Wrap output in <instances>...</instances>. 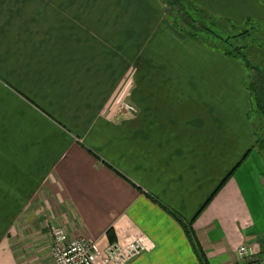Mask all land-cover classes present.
<instances>
[{
    "label": "crops",
    "instance_id": "crops-1",
    "mask_svg": "<svg viewBox=\"0 0 264 264\" xmlns=\"http://www.w3.org/2000/svg\"><path fill=\"white\" fill-rule=\"evenodd\" d=\"M191 1L264 19L259 0ZM248 76L159 0H0V264H54L55 228L100 251L108 231L138 239L128 264H201L153 199L192 223L206 264H240L243 245L264 264Z\"/></svg>",
    "mask_w": 264,
    "mask_h": 264
},
{
    "label": "trees",
    "instance_id": "trees-1",
    "mask_svg": "<svg viewBox=\"0 0 264 264\" xmlns=\"http://www.w3.org/2000/svg\"><path fill=\"white\" fill-rule=\"evenodd\" d=\"M162 4L165 5L166 20L169 22L172 29L178 34L197 44L203 45L222 56L235 60L247 73L254 72V78L247 81L245 84L250 105L248 116L253 124L256 138L255 148L261 156L264 165V136H260L261 133H264V73H260L259 69L250 63L246 57V47L236 45L239 40L254 38V36H252L253 33L245 29L254 21L247 18L245 22L236 27V24L233 25V23L231 24L230 21L223 18L209 16L205 10L197 6L191 0H163ZM220 21H226L227 26L225 25L226 27H224L221 25ZM217 28L226 30L225 35H218L219 33L215 31ZM229 29L242 31L237 35H231L230 33H227L229 32ZM153 202L159 205L162 210L181 226L189 244L199 259V262L201 264H206L205 260H203L199 254V249L195 243L192 234V223L186 225L175 213L166 209L154 199ZM208 202L206 204H208ZM107 237L109 242L113 243L114 240L110 231L107 232Z\"/></svg>",
    "mask_w": 264,
    "mask_h": 264
},
{
    "label": "built area",
    "instance_id": "built-area-1",
    "mask_svg": "<svg viewBox=\"0 0 264 264\" xmlns=\"http://www.w3.org/2000/svg\"><path fill=\"white\" fill-rule=\"evenodd\" d=\"M124 106L127 111H133L130 106ZM52 238L54 264H128L143 251L140 240H133L122 246L116 243L107 245L101 253L94 242L85 238L68 242L65 233L59 228L52 231ZM252 255L253 250L248 245L240 246L236 251V258L241 263H245Z\"/></svg>",
    "mask_w": 264,
    "mask_h": 264
},
{
    "label": "rangeland",
    "instance_id": "rangeland-1",
    "mask_svg": "<svg viewBox=\"0 0 264 264\" xmlns=\"http://www.w3.org/2000/svg\"><path fill=\"white\" fill-rule=\"evenodd\" d=\"M160 1V4H161V6H162V9H163V16H164V19H165V21H167L166 20V15H165V5L164 4H162V2H163V0H159ZM261 2L263 1L264 2V0H260ZM263 2H262V4H263ZM262 7H263V11H264V5H262ZM209 16H213V15H210L209 13H207ZM249 19H251V18H249ZM252 21H254V22H251V25L250 26H248V27H246L245 29H247V30H249L250 32H252L253 33V35L252 36H254V38H251V39H244V40H239L238 41V43H236V45H241V46H244V47H246V57L248 58V60L250 61V63L254 66V67H256V68H258L259 69V72L260 73H264V19L263 20H257V19H251ZM245 21H246V19H245ZM245 21H243V22H245ZM231 22V24L233 23L232 21H230ZM242 22V23H243ZM220 23H221V25H223L224 27H226L227 25H226V21H220ZM242 23H240V24H236V23H233V25L234 24H236L235 26L237 27V25H241ZM226 25V26H225ZM215 31L217 32V33H219L218 35H220V34H223V35H225V33H226V30H223V29H221V28H217V29H215ZM242 30H237V29H229V32H227V33H230L231 35H237V34H239L240 32H241ZM254 32H256V33H254ZM216 33V34H217ZM253 72V71H252ZM254 76H255V74H254V72L253 73H249V76H248V81H250V80H252L253 78H254ZM128 83V81H125V84H127ZM129 87H127V89H128ZM126 93V92H125ZM264 131V130H263ZM262 135V137L264 136V133L262 134H260V136ZM56 229V228H55ZM59 229H61V228H59ZM54 230V229H53ZM64 232V231H63ZM51 237H52V234H51ZM53 239V238H52ZM133 240H138V239H133ZM133 240H131V241H133ZM130 242V241H129ZM141 242V241H140ZM54 243V242H53ZM115 243V241H113V243H111V242H108V244L107 245H110V244H114ZM116 244H118V243H116ZM106 245V246H107ZM118 245H121V244H118ZM123 245H125V244H123ZM122 246V245H121ZM97 247V246H96ZM106 248V247H105ZM104 248V249H105ZM53 249H54V246H53ZM97 249H98V251L99 252H103L104 250H102V251H100V249L97 247ZM52 254H53V250H52ZM251 258V257H250ZM134 260V259H133ZM133 260H131L129 263H131ZM248 260H250V259H248ZM248 260H246V262L245 263H240V264H249V262H248Z\"/></svg>",
    "mask_w": 264,
    "mask_h": 264
}]
</instances>
